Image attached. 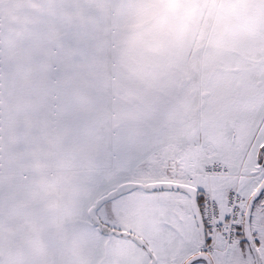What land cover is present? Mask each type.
I'll use <instances>...</instances> for the list:
<instances>
[{
	"label": "snow or ice",
	"instance_id": "obj_1",
	"mask_svg": "<svg viewBox=\"0 0 264 264\" xmlns=\"http://www.w3.org/2000/svg\"><path fill=\"white\" fill-rule=\"evenodd\" d=\"M0 264H264V0H0Z\"/></svg>",
	"mask_w": 264,
	"mask_h": 264
}]
</instances>
